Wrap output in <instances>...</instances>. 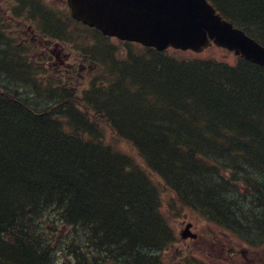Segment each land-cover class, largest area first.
Masks as SVG:
<instances>
[{"label": "trees", "instance_id": "1", "mask_svg": "<svg viewBox=\"0 0 264 264\" xmlns=\"http://www.w3.org/2000/svg\"><path fill=\"white\" fill-rule=\"evenodd\" d=\"M210 1L224 18L260 40L249 28L264 26L263 0ZM145 48L147 55L117 63L127 64L117 69L123 75L103 93L96 88L97 95H74L46 118L31 120L19 105L0 107V264H51L52 251L64 249L77 264H90L89 257L99 262L94 259L103 252L121 264L112 249L121 237L128 251L134 249L129 255L135 264H162L164 246L178 241L163 209L165 191L180 210L197 211L232 233L250 222L264 225V213L233 211L237 197L224 192L230 183L208 177L223 160L230 178L247 188L240 191L242 199L253 194L264 201V67L243 59L233 67L195 56L180 62ZM130 82L140 85L138 91ZM138 94L141 98L131 97ZM154 94L157 104L143 106ZM154 111L160 124L152 122ZM105 123L161 181L127 169L134 158L105 140ZM63 226L77 233L68 247L53 239ZM139 236L149 242L140 245ZM243 238L256 247L264 240L258 234ZM91 245L100 251L92 253ZM140 247L159 254L142 255Z\"/></svg>", "mask_w": 264, "mask_h": 264}, {"label": "rangeland", "instance_id": "2", "mask_svg": "<svg viewBox=\"0 0 264 264\" xmlns=\"http://www.w3.org/2000/svg\"><path fill=\"white\" fill-rule=\"evenodd\" d=\"M13 5L14 0H0L1 16L2 9H4V11H8L9 7L12 8L11 13L15 15L16 13L14 11ZM241 9L242 8H240V10ZM8 17L9 16L7 14H3L2 16V18L5 19V22H7V20L11 21V19ZM16 17L19 18L20 16ZM13 26L16 27V22H13ZM9 28H12V26L4 27V33L7 35L10 32ZM249 30H251V33L254 34V31L257 32L258 28L257 26L252 25L250 26ZM92 36L94 37V35H91L90 31H87V33L85 32V35L83 34V38L87 43L92 41ZM97 36L100 37L101 34L99 33ZM37 37L38 38L35 42L32 40L28 44H22L23 46L19 45V37H6L4 41L0 39V84L3 85V87L17 89L19 86L21 88L22 86H25L27 89L35 91V93L38 95L37 97L31 96L33 100L38 101L43 99L44 103H46V101L52 100L50 95L55 97L54 94L57 93L59 89H64L67 92L71 91L75 96L78 97V99H80V97L83 96L84 91L88 89H96L95 87L99 86V89L101 90L100 92L103 93V91L106 89V86L110 85L108 74L105 72L103 75H101L102 71H107V67H103V62H101L102 68H98L99 70L95 69L94 66L91 68V70L87 69V61H84V70L79 68L80 63L78 64V62H75V64H78L76 67H70L65 64L62 66L59 64H54V66H51L50 62L56 63V58L52 56L51 59H48L45 56H42L41 50L42 47L47 46V44H45L46 40L42 39L40 36ZM263 38L264 37L260 38L259 36L257 39L262 41ZM21 40L24 42L22 38ZM78 40H81V38L79 37ZM64 41L68 42L65 43ZM99 43L101 48L100 56H102L104 53L106 55L115 53L118 55L119 59L122 60L125 58L120 57L125 56L126 52L130 54L129 47L133 48L132 54L135 58L141 57L144 54L147 55V53H149V50H146L145 46L129 45L116 37H101ZM56 45H64L63 48H65L66 53L74 52L77 54L80 52L81 55L84 54V51L77 48L75 44H72L67 37L65 39H51L49 46L57 50L59 47L57 48ZM24 49L28 52L27 54H24ZM165 52L168 54L166 56L169 57V59L179 60L180 62L183 60H189V58H193L195 56L200 59L209 58L219 61L220 63H223L227 66H237V56L231 51L218 45L211 46L202 52L180 51L178 49L176 50L174 47H170V49L165 50ZM85 53L91 52L88 51ZM23 54L24 58H22ZM30 55L33 57L32 60H29ZM24 60H29L30 66L28 69L31 72V76L26 73L23 74L24 70L26 69L25 66H22ZM73 62L74 61H70V63ZM125 66H127L126 63L125 65L121 64L119 66L116 64L113 71H118V67L120 70H122L125 68ZM32 73L37 74L36 79L39 77L40 78L33 81L31 79L33 75ZM131 75L133 78H136V75ZM99 77L104 80L103 84L99 83ZM139 87V84L132 85L131 89L138 91ZM92 91L86 92L90 93ZM131 97L136 99L138 97L141 98V95H131ZM159 100L160 98L154 94L144 99L142 105L150 108L155 106ZM103 129L105 130V140H107L108 143L112 144L116 149H119L128 155L130 154L134 158V162L137 164L144 163L138 151L129 142L121 139L117 134L113 133L111 128L106 123L104 124ZM259 177L261 178L262 176L259 175ZM243 188L238 180L233 179V184L230 183L228 187H225L224 192L229 198H232V200L237 197V203L239 205H244L250 202V200L253 198V194L248 196L246 200L242 199L240 191L248 192L247 188H245V190H243ZM163 195L164 205L166 204L170 207L168 225L175 234V237L178 241L172 244L170 247L164 246V249L160 252L162 264H264V240L262 239V244H260L259 247H256L245 241L243 238H247V235L253 236L257 234L256 230H253L254 234H250L248 228L242 230L235 229L234 231L237 232L232 233L228 227L223 228L213 222L211 223L205 217L198 216L199 213L196 211H191L190 209L180 210L179 206H175V197L170 195L168 191H165ZM53 215H55V218L58 217L56 216V212L51 214V216ZM189 221L192 223V230L198 235V237L195 239L191 237L188 239H183L180 237V234L184 230L186 223ZM53 234V239L55 240L56 245L61 247H66L67 245L68 247L69 243H73L74 235L77 233L75 229L73 230V228L63 226L57 231H54ZM148 248L151 249V247ZM148 248L146 252L150 251ZM51 257V261H54L55 264H75L74 256L67 254L65 249L62 252L60 250H57L56 252L52 251ZM126 257L129 259L128 255H126ZM89 259L91 260L90 264H119L115 261V259H101L100 256L95 257L94 259L98 260L99 262H93L90 257ZM198 261L201 262L197 263Z\"/></svg>", "mask_w": 264, "mask_h": 264}, {"label": "water", "instance_id": "3", "mask_svg": "<svg viewBox=\"0 0 264 264\" xmlns=\"http://www.w3.org/2000/svg\"><path fill=\"white\" fill-rule=\"evenodd\" d=\"M71 14L106 36L166 50L202 52L213 43L264 66V46L209 0H68ZM181 238H197L192 223Z\"/></svg>", "mask_w": 264, "mask_h": 264}, {"label": "bare ground", "instance_id": "4", "mask_svg": "<svg viewBox=\"0 0 264 264\" xmlns=\"http://www.w3.org/2000/svg\"><path fill=\"white\" fill-rule=\"evenodd\" d=\"M263 2H264V0H263ZM225 19L227 20V18H225ZM79 21H81L83 24L87 25L83 20H79ZM229 21L234 25V27H237V28L240 27L239 24H236L234 21H232V20H229ZM255 26H257L258 30L260 28L259 31L257 30L258 35L261 36L260 38L264 37V26H258V25H255ZM261 30H262V32H261ZM99 31H100L99 33L101 34V36H100V38H101L103 36V33H102L101 30H99ZM244 31H246V30H244ZM56 38L65 39V38H62V36H60V37L57 36ZM263 40H264V38H263ZM66 42H68V41H66ZM123 42H125L126 44H129V45H134V46H136V45H142L140 42H138L136 40L135 41H130V40H125L124 39ZM263 42L261 43V45L264 46V43ZM142 46H144V45H142ZM148 47H150V46H148ZM129 48H130V54L128 52H126L125 53V56L120 57V58H125V59H122V60H120L119 57H118V55L115 54V53H113V54L110 53L108 55H106L104 53L102 56H100L97 59L96 63L93 64L94 68L95 69L102 68L101 67V62H103V67H107V69H106L107 71H104V72L102 71L101 75H103V73L106 72L108 74V76H109V78H108L109 82H113L114 80H119V78L122 77L123 73L120 72V71H113V69H114V66L117 63H119V62H125V60L128 63L129 62L132 63V61L134 60V58H133L134 56L132 54V49L133 48L132 47H129ZM152 48H155L157 50L156 47H152ZM81 49H84L86 52H88V51H90L91 53L99 52L101 54V48H100V43L99 42H95V43H92V41H90L89 43L84 42V43L81 44ZM227 50H229V49H227ZM229 51H231L233 54H235L237 56L236 64L239 63L240 59H243L245 61H248L250 63H253L255 65H258V66H260L262 68L264 67V66H261L260 64H257V63H255L253 61L248 60L241 53L236 54L235 50H229ZM27 64H28V66H27ZM29 64H30L29 63V60L28 61L27 60H24V63H23L22 66H25L26 69L24 70L23 74L26 73V74H29L31 76V72L28 69L29 66H30ZM93 66H92V68H93ZM100 72H98V73H100ZM32 74L33 75L31 77V79L33 81L34 80H38L40 78L39 77L38 79H36L37 78V74L36 73H32ZM101 79L102 78L99 77V79H98L100 81L99 83L103 84L104 83V80L103 79L101 80ZM130 85H132L131 82H130ZM95 88L98 89L99 86H97ZM93 89L94 88H91V89H88L86 91H92ZM94 90L92 91L93 94H96L97 95V92H94ZM86 91H84L83 96H81V97H84L86 93H89V92H86ZM92 92H90V93H92ZM31 96L32 97H35V96L37 97L38 95L35 93V91L29 90L25 86H22V88L19 86L17 89L16 88H14V89L11 88L10 89V88H7V87L5 88V87H3V85L0 84V99L2 100V101L0 100V107L5 108V106H6L5 103H7V104H14V105H17V106L19 105L23 109H25L26 111H29L30 112L29 113V115H30L29 118L31 120H37V119L46 118L55 108H58V107L64 108L66 105L69 104V101L71 100V97L74 96V94L71 91L67 92L64 89H59V91L54 94L55 97H53V96L50 95V97H52V100H48V101H46V103H44V100L43 99L38 100V101H35V100H33V98ZM155 112L156 111H154V112L151 113L152 117L153 116L155 117L154 118L155 121H152V122H153V124H160L161 118L159 117V115L156 114L157 112L156 113ZM12 120L15 121V122L16 121H20V119L18 117H13ZM13 123L14 122H12V123L8 122V125L9 126H12ZM163 123H164V126H165V124H167L168 122L166 120H164ZM216 163H217L216 164V167H213V171L210 172V174H209L208 177H213L217 181H220V182L223 181L226 184L227 183H233V179L234 180H238V178H233V179L230 178V174L226 171V169L223 168V165L225 164L223 160L218 161ZM140 164H137L136 162H130L129 164H127V169H130V170L135 171V172H141L142 171L148 177H150L152 180H154V181H161V175L158 172H156L153 168L151 169L145 161H144L143 164L142 163H140ZM203 182L205 183V181H203ZM186 191L188 192L189 190H186ZM137 196L139 198L140 197L142 198V196H140V195H137ZM162 202H163L162 205H163L164 212L165 213L166 212L169 213L170 212V207L167 206L166 204L164 205V199L162 200ZM160 203H161V200H160ZM158 204H159V202H156L155 203V205H158ZM126 208H127V215H129L128 212H129L130 208H128V207H126ZM240 208L245 213H246L247 210L251 209L253 211H256L257 214H263L264 213V201L262 199L258 198V197L257 198L253 197L250 200V202H248V203H246L244 205H238L237 207H235V209H233V211L234 212L235 211H240ZM161 216H162L161 214H159V215L156 214L155 215V217H158L159 219H160ZM198 216L205 217L201 213H199ZM189 223H191V221H189L188 223H186V225L189 224ZM248 228L255 229L256 232H257V234H258V236L264 237V225H261L260 222H256V223L255 222H251L248 225ZM132 230H134V228ZM75 240H77V239L75 238L74 241ZM82 240H84V238H82ZM46 242L52 243L53 240L46 238ZM137 242H139L140 245H144V243L149 242V239L148 238H145V237H142V236L141 237L139 236V238H137ZM113 243L114 244L112 246V249H113V251L115 253H118L119 254V256H118L119 260L118 261L121 264H135V262H134V256H130L129 255V254H134V249L133 250L131 249V251H128L125 248L126 245L128 244V242L125 240L124 237L114 239ZM79 244H80V242H79ZM80 245L81 246H79V248L83 249L84 246L82 244H80ZM147 248L143 250V248L140 247L139 248V249H141L140 250V254H142V255H145L146 254V255H151V256H156V254H159V251H157L158 249L157 250L156 249L154 250L153 248H151V249L148 248L150 251L149 252H146ZM124 249L127 250L128 253L126 251H124ZM91 251H92V253H97L98 251H100V249L99 248L97 249L96 246H92L91 245ZM98 255L100 256L101 259H105V258L108 257V255L105 254L104 252L103 253H99ZM126 255L129 256V259L126 257ZM99 256H96V257H99ZM52 263L55 264L54 261H52L51 264ZM77 263H78L77 260H75V264H77Z\"/></svg>", "mask_w": 264, "mask_h": 264}, {"label": "flooded vegetation", "instance_id": "5", "mask_svg": "<svg viewBox=\"0 0 264 264\" xmlns=\"http://www.w3.org/2000/svg\"><path fill=\"white\" fill-rule=\"evenodd\" d=\"M14 11L17 18L13 15L12 8H8V11L2 9L3 14H7L11 21L2 18L0 13V39L4 41L6 37H19V45L28 44L30 41L37 40V36H40L42 39H45L47 46L42 47V56H45L48 59H51L52 56L56 58L55 62H50L51 66L54 64L59 65H68L70 67H76L79 63V68L84 70V61H87V69L91 70L93 64L96 63L97 59L100 57L99 52L95 53H85L84 49H81V44L86 42L83 38V34L87 31L91 32V35H94L92 38V43L99 42L100 37L99 30L92 26L83 24L79 19H76L71 14L70 5L67 0H14ZM1 10V9H0ZM10 12V13H8ZM7 18V19H8ZM3 20V21H1ZM13 22H16V27L13 26ZM11 27L9 34L4 33V27ZM97 34V35H96ZM62 36V38H68V40L75 44L77 48L84 51V54L81 55L80 52L75 54L74 52H67L64 45H56L59 49L55 50L49 46L51 39ZM81 40H78V38ZM24 40V42L21 40ZM66 43V41H64ZM25 51V49H24ZM28 52L25 51L24 54ZM24 54L22 58H24ZM34 56V52H33ZM33 57L29 56V60H32ZM74 61L70 63V61ZM78 62V64H75ZM11 89V88H10Z\"/></svg>", "mask_w": 264, "mask_h": 264}]
</instances>
